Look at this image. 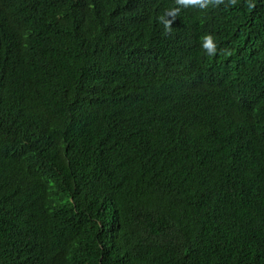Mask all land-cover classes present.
Masks as SVG:
<instances>
[{
  "label": "trees",
  "instance_id": "16d2710c",
  "mask_svg": "<svg viewBox=\"0 0 264 264\" xmlns=\"http://www.w3.org/2000/svg\"><path fill=\"white\" fill-rule=\"evenodd\" d=\"M251 2L0 0V264H264Z\"/></svg>",
  "mask_w": 264,
  "mask_h": 264
},
{
  "label": "clouds",
  "instance_id": "9594fccd",
  "mask_svg": "<svg viewBox=\"0 0 264 264\" xmlns=\"http://www.w3.org/2000/svg\"><path fill=\"white\" fill-rule=\"evenodd\" d=\"M228 2L229 6H235L237 0H228ZM175 3L181 7L198 6L201 9H205L209 5L219 6L220 4L224 3V0H175ZM247 6L249 9H253L256 5L252 3L251 0H248ZM179 12V7L170 8L166 10L163 15L158 17L159 22L164 26L165 34L171 33L173 21H175ZM201 47L209 56H215L217 54V45L215 43L213 35L211 34H205L202 37ZM220 51L224 55H231V52L227 49H221Z\"/></svg>",
  "mask_w": 264,
  "mask_h": 264
}]
</instances>
